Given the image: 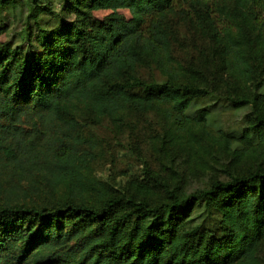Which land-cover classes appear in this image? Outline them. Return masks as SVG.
Masks as SVG:
<instances>
[{
    "label": "trees",
    "instance_id": "trees-1",
    "mask_svg": "<svg viewBox=\"0 0 264 264\" xmlns=\"http://www.w3.org/2000/svg\"><path fill=\"white\" fill-rule=\"evenodd\" d=\"M68 1L73 18L46 29L50 2L0 0L28 8L42 46L0 49V264H261L264 160L250 145L264 139V0ZM175 18L199 41L189 58L175 55ZM198 98L214 100L192 114ZM220 100L248 106L241 135L211 128ZM150 111L166 120L161 154L192 165L165 177L146 167L145 181L115 192L78 152L90 140L78 117L120 126ZM216 146L232 152L223 168L208 159ZM10 168L30 176L25 187L5 188Z\"/></svg>",
    "mask_w": 264,
    "mask_h": 264
},
{
    "label": "rangeland",
    "instance_id": "rangeland-1",
    "mask_svg": "<svg viewBox=\"0 0 264 264\" xmlns=\"http://www.w3.org/2000/svg\"><path fill=\"white\" fill-rule=\"evenodd\" d=\"M51 3L53 13H45L42 19V26L46 29L59 27L61 20L64 22L73 18V14L66 12L68 0H46ZM65 8V11H63ZM117 11L122 13L126 18H131V11L126 8H118ZM28 8L23 7L21 10H14L11 7L0 9V26H8V29L0 33V49L6 43L13 47L20 45L25 53L30 51L42 50L40 41V30L38 24L28 22ZM111 12V9H99L95 11L98 17ZM174 29L180 40V44L175 47V55L189 58L194 53L193 44L199 43L197 36L190 30L187 21L175 18L173 21ZM39 36V37H38ZM184 45V46H183ZM138 72L143 77L150 75V70L146 67H138ZM212 98H198L190 110V113L196 114L199 108L204 105L213 103ZM249 110L248 106L231 107L224 105L223 100L218 101L214 111L208 114L211 128L224 130L229 134L237 136L242 134L246 125L245 113ZM79 122L82 126L83 135L90 138L89 143L80 148L78 152L86 160V163L92 168L94 175L107 184L113 191H123L131 188L134 183L145 181V168L149 167L156 173L169 176L170 166L176 168L181 173L186 172L192 161L187 153H178L172 162H168L160 152L161 138L166 120L160 114L150 111L146 113H134L125 123L115 126L110 119L103 117L101 121L95 122L88 120L84 114L79 115ZM32 129L31 125H28ZM26 128L27 125L25 124ZM34 130V128L32 129ZM35 140L38 148L48 149L51 145L50 133L41 126L36 129ZM260 141L261 143L256 141ZM253 145L252 153H255L258 159L264 160V139L256 138ZM245 142L237 140L232 143L231 148L237 144L242 148ZM249 146V147H250ZM210 165L223 168L232 160V152L224 151L217 146L213 147L212 152L208 155ZM3 174L5 188L11 185L25 187L28 183L27 174L21 175L18 171L6 169ZM201 184L199 178L190 177V188ZM5 193V191H3ZM5 195V194H3ZM261 264H264V249L261 253Z\"/></svg>",
    "mask_w": 264,
    "mask_h": 264
}]
</instances>
